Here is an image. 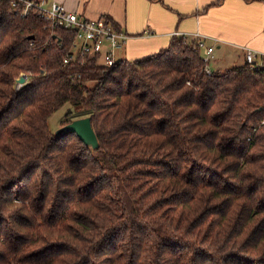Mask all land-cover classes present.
Segmentation results:
<instances>
[{"label":"trees","instance_id":"trees-1","mask_svg":"<svg viewBox=\"0 0 264 264\" xmlns=\"http://www.w3.org/2000/svg\"><path fill=\"white\" fill-rule=\"evenodd\" d=\"M13 1L0 0V264H264V56L206 73L198 41L172 35L143 58L63 64L75 31ZM66 103L61 126L89 116L96 149L50 131Z\"/></svg>","mask_w":264,"mask_h":264},{"label":"crops","instance_id":"crops-1","mask_svg":"<svg viewBox=\"0 0 264 264\" xmlns=\"http://www.w3.org/2000/svg\"><path fill=\"white\" fill-rule=\"evenodd\" d=\"M49 1L88 19H107L125 32L128 39L118 52L119 59L153 54L167 46L175 32L185 33L187 41L212 46V66L219 63L218 57L237 56L243 63L248 49L259 54L257 61L264 54V0H220L216 5H212L216 0Z\"/></svg>","mask_w":264,"mask_h":264},{"label":"built area","instance_id":"built-area-1","mask_svg":"<svg viewBox=\"0 0 264 264\" xmlns=\"http://www.w3.org/2000/svg\"><path fill=\"white\" fill-rule=\"evenodd\" d=\"M22 4V14L26 15L32 11L39 17L47 21L51 32L55 30H74V41L70 53L63 59V64H68L79 60L82 63L85 59H94L104 66H111L117 62L118 52L123 48L128 39V35L115 28L110 22L104 19H88L76 12L69 11L60 3L49 0H14ZM173 35L183 36L185 33L175 32ZM198 47L204 51L201 54V60L205 65V72L210 73L212 70L209 62L212 58L213 47L205 46L199 40ZM257 54L253 50H245V62L254 67L261 66V58L264 56L260 53V61L256 60ZM22 77L23 74H21Z\"/></svg>","mask_w":264,"mask_h":264},{"label":"water","instance_id":"water-1","mask_svg":"<svg viewBox=\"0 0 264 264\" xmlns=\"http://www.w3.org/2000/svg\"><path fill=\"white\" fill-rule=\"evenodd\" d=\"M53 38H57V36L54 35ZM15 81L18 84H24L26 82L25 78L21 75ZM69 133L76 134V136L91 149H96L98 147L97 138L92 128L89 116L71 120L70 122L60 126L54 132V135L56 137H61Z\"/></svg>","mask_w":264,"mask_h":264},{"label":"rangeland","instance_id":"rangeland-1","mask_svg":"<svg viewBox=\"0 0 264 264\" xmlns=\"http://www.w3.org/2000/svg\"><path fill=\"white\" fill-rule=\"evenodd\" d=\"M203 53H204V51L201 50V54L202 55H203ZM213 55H212V58H211V60L209 62V66L214 71H218V70L225 71V70H227L229 68H232V67L237 66L240 63H242L241 62V58L238 59L237 56H235V58L230 59V60H228V59L224 60V58L218 57L219 63L212 66V62L215 61V57H213ZM23 76H24L25 80L27 81L28 77L25 76L24 74H23ZM24 84H18L15 81L14 88L18 89V88L22 87ZM70 107H71V105L69 103H66V104L61 106L58 110H56L55 112H53L49 116V118H48V126H49V129H50L51 132L54 133L61 126V122L64 119V114L66 113V111H68L70 109Z\"/></svg>","mask_w":264,"mask_h":264}]
</instances>
